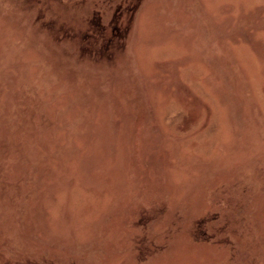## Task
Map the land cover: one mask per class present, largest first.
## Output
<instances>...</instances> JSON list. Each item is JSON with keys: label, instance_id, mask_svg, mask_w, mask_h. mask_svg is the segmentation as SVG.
Returning <instances> with one entry per match:
<instances>
[{"label": "rangeland", "instance_id": "1", "mask_svg": "<svg viewBox=\"0 0 264 264\" xmlns=\"http://www.w3.org/2000/svg\"><path fill=\"white\" fill-rule=\"evenodd\" d=\"M0 264H264V0H0Z\"/></svg>", "mask_w": 264, "mask_h": 264}]
</instances>
